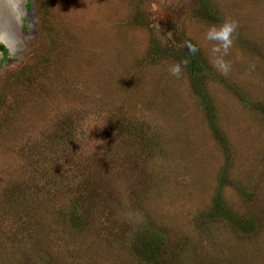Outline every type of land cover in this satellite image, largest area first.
Here are the masks:
<instances>
[{
  "label": "rangeland",
  "instance_id": "rangeland-1",
  "mask_svg": "<svg viewBox=\"0 0 264 264\" xmlns=\"http://www.w3.org/2000/svg\"><path fill=\"white\" fill-rule=\"evenodd\" d=\"M205 2L0 0V264H264V0Z\"/></svg>",
  "mask_w": 264,
  "mask_h": 264
},
{
  "label": "trees",
  "instance_id": "trees-1",
  "mask_svg": "<svg viewBox=\"0 0 264 264\" xmlns=\"http://www.w3.org/2000/svg\"><path fill=\"white\" fill-rule=\"evenodd\" d=\"M200 7L196 11V14L204 18L207 14H203L202 7L205 6L206 2L205 0H198ZM152 49L154 50V53L158 54V56H171L173 58L178 59L183 64H185L188 67H192L194 69L197 59H195V56L190 53H184L180 50H172L168 47H160L156 44H153ZM0 50L2 51L3 55L6 53V49L3 45L0 44ZM197 65V64H196ZM264 109V106H263ZM264 113V110H262ZM226 149V148H225ZM226 153V152H225ZM207 217H222L225 220L229 221L230 223L236 225L241 230H248L250 228V221L246 219H242L237 217L231 210H229L218 198H214L213 202L211 203L210 207L206 211ZM69 219L72 221L74 225L78 224L80 221L78 216H76L73 212H70ZM163 241L156 236H150L149 234L145 235L142 234L138 240V244L133 247V250L135 254L143 261H148L151 264L158 263L160 252L163 250ZM161 263V262H160Z\"/></svg>",
  "mask_w": 264,
  "mask_h": 264
},
{
  "label": "flooded vegetation",
  "instance_id": "flooded-vegetation-1",
  "mask_svg": "<svg viewBox=\"0 0 264 264\" xmlns=\"http://www.w3.org/2000/svg\"><path fill=\"white\" fill-rule=\"evenodd\" d=\"M15 9L14 8H12V11H11V13H12V15H14V13H15ZM9 15V14H8ZM10 17V19L12 18V16H11V14L9 15ZM8 31V32H7ZM0 32H2V34L3 35H5V37H6V35H8V38H13V30L11 29V27L8 25L7 27H6V30L4 31L3 29H1L0 28ZM5 33V34H4ZM1 34V33H0ZM1 39V38H0ZM2 40V39H1ZM4 41V40H3ZM6 49V48H5ZM7 50V49H6ZM0 54L2 55L3 53H2V51L0 50ZM5 55V54H4Z\"/></svg>",
  "mask_w": 264,
  "mask_h": 264
},
{
  "label": "bare ground",
  "instance_id": "bare-ground-1",
  "mask_svg": "<svg viewBox=\"0 0 264 264\" xmlns=\"http://www.w3.org/2000/svg\"><path fill=\"white\" fill-rule=\"evenodd\" d=\"M6 3H8L9 5V7H11V8H14V0H4ZM16 2V1H15ZM0 28L1 29H3L2 28V26H0ZM8 32V31H7ZM1 34H0V38L2 39V41H3V39H5V35H3L2 34V32H0ZM5 34V33H4ZM5 44H6V46H8L7 48L10 50L11 48H9V45L10 44H12V39L11 38H9L6 42L5 41H3Z\"/></svg>",
  "mask_w": 264,
  "mask_h": 264
},
{
  "label": "water",
  "instance_id": "water-1",
  "mask_svg": "<svg viewBox=\"0 0 264 264\" xmlns=\"http://www.w3.org/2000/svg\"><path fill=\"white\" fill-rule=\"evenodd\" d=\"M11 39H12V41H13V38H11ZM12 43H13V42H12ZM0 44L3 45L4 48L8 49V48H7L8 46H6V44H5L1 39H0ZM8 50H9V49H8Z\"/></svg>",
  "mask_w": 264,
  "mask_h": 264
}]
</instances>
